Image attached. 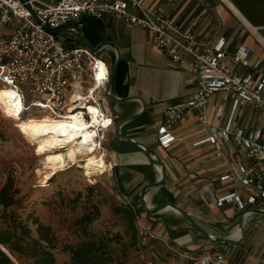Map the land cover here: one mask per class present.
<instances>
[{
	"label": "built area",
	"instance_id": "2783aa9c",
	"mask_svg": "<svg viewBox=\"0 0 264 264\" xmlns=\"http://www.w3.org/2000/svg\"><path fill=\"white\" fill-rule=\"evenodd\" d=\"M105 15L149 30L154 45L195 79L192 97L164 109L158 126L159 145L168 149L174 140L166 125H174L185 113L196 111L198 122L209 132L202 141L215 149V155L220 156L222 143H227L237 147L244 159L237 164L230 162L223 179L239 181L254 191L248 203L259 199L264 202L261 60H251L250 48L242 43L233 50L223 38L213 45L200 43L192 29L181 28L169 15L148 7L147 0H0V28L6 30L0 34V85L16 91L21 101L19 115L25 119L69 115L90 122L91 106L98 110L99 119L94 125V140L97 144L105 141V132L115 126L117 117L103 104L111 65L100 56L102 49L94 52L78 37L66 42L54 32L65 27L71 31V26L81 30L84 16L101 20ZM215 94L219 95L209 121L208 108ZM223 202H235L239 209L245 207L237 193L217 199V203ZM140 222L137 236L141 242H164L162 236ZM184 264L227 263L225 254L214 250L187 256Z\"/></svg>",
	"mask_w": 264,
	"mask_h": 264
},
{
	"label": "crops",
	"instance_id": "0c3cea01",
	"mask_svg": "<svg viewBox=\"0 0 264 264\" xmlns=\"http://www.w3.org/2000/svg\"><path fill=\"white\" fill-rule=\"evenodd\" d=\"M147 5L169 15L181 28L192 29L202 44L213 45L222 38L230 50L240 43L245 44L251 50V60L259 58L262 66L264 0H147ZM100 23L102 39L116 44L124 62L118 91L125 96H137L145 104L143 112L125 122L121 133L145 144L166 169L165 182L150 191L148 202L152 205L173 202L205 230L219 237L237 238V216L242 209L235 202L219 204L217 199L237 193L244 208L264 207L260 199L254 204L248 203V197L254 191L245 188L239 181L223 179L229 171L230 162H244L239 149L222 143V154L216 156L215 149L202 141L209 132L207 126L198 122L196 111L185 113L174 125H166L174 136L170 148L163 149L158 143V126L164 109L195 94L193 75L174 65L154 45L149 30L132 26L111 15H105ZM255 50L259 51L253 56ZM218 95H214L208 108L209 121L213 118ZM114 105V112L120 121L139 112L142 106L138 99L114 102ZM116 125L105 132L106 152L113 165L121 169L120 177L127 183L131 197L138 201L142 186L156 180L159 172L139 146L116 137ZM140 217L143 224L151 226L158 236L173 245L183 263L186 262L185 254L200 255L217 250L225 254L227 264H264V254L256 253L259 248L264 251V215L252 213L245 217V238L237 245L208 240L171 210L150 215L141 209ZM234 224L236 229L227 233V227Z\"/></svg>",
	"mask_w": 264,
	"mask_h": 264
},
{
	"label": "rangeland",
	"instance_id": "374dc122",
	"mask_svg": "<svg viewBox=\"0 0 264 264\" xmlns=\"http://www.w3.org/2000/svg\"><path fill=\"white\" fill-rule=\"evenodd\" d=\"M5 31V29L0 28V34L6 33ZM56 34L58 38L66 42L78 37L66 28L61 29ZM258 51H253L252 55H257ZM113 54V50L108 46L102 48L100 52V56L111 67L114 63ZM261 70L264 72V58H262ZM1 93L2 90L0 95ZM103 104L105 110L116 115L113 101L105 98ZM19 117L21 115L13 118ZM114 120L116 125L120 118L117 116ZM106 149L107 146L103 141L95 151L96 154L99 152L105 154V172L85 176L80 168L72 165L56 172L46 183H41L44 166L40 164V160L43 155L36 154L33 143L25 139L15 127V120L9 118L3 108L0 110V187L10 178L14 188L18 190L15 196L16 206L22 219L25 220L29 214H33L40 223L51 226L55 244V248L52 249L55 258L54 264H65L69 261L70 256L68 251L64 250V246L65 244H76L82 235L73 222L77 217L86 213L92 204H96L99 210L98 219L93 221L92 228L109 236L115 233L124 235L126 229V224L120 219V215L113 214L112 207L130 202L138 206V201L132 198L127 190V183L122 181L121 185L117 184L116 176L121 172V169L118 167L114 169L115 165H113ZM83 159V156L77 158L79 162H82ZM13 208L14 206L9 207L8 210ZM1 211L2 207L0 206ZM139 211L141 212V210ZM136 221L138 225L141 217L136 218ZM28 224L32 230V235L36 236V225L31 224V221H28ZM140 224H143L142 221ZM148 227L151 228L149 225ZM235 229L236 224L227 227L226 230L227 233H230ZM163 239L164 242L161 240L141 242L139 240L135 247L112 243L111 250L115 256V264H182L183 259L174 250L173 245L165 238ZM123 240L126 241L127 237L124 236ZM260 249L256 253L264 254V251ZM187 256L195 255H183L186 261ZM13 264L26 263L21 258H13Z\"/></svg>",
	"mask_w": 264,
	"mask_h": 264
},
{
	"label": "trees",
	"instance_id": "16d2710c",
	"mask_svg": "<svg viewBox=\"0 0 264 264\" xmlns=\"http://www.w3.org/2000/svg\"><path fill=\"white\" fill-rule=\"evenodd\" d=\"M82 23L81 31L91 46H96L103 40L100 20L84 16ZM123 68L124 62L121 59L114 74L111 88L112 92L119 96H125V93L118 91V86L122 81ZM0 110H2L1 104ZM13 117L9 116V118L15 120V127L25 139L33 143L22 130V125L27 122V118L25 119L23 115L17 119ZM114 169H117V167L114 166ZM118 175L116 176L117 184L121 185L122 179ZM17 193L18 190L14 188L13 181L10 178L0 187V206L2 207L0 212V224L2 225L0 227V264H13V258H21L26 264H54L55 258L52 249L55 248V244L51 226L40 223L33 214H29L23 220L16 206L15 196ZM12 206L14 208L8 210ZM139 210L141 209L132 202L113 206V214L120 215V219L126 224V229L124 235L115 233L109 236L92 228L93 221L97 220L99 215L98 206L92 204L86 213L77 217L73 222L82 235L76 244H65L64 250L68 251L70 256L69 261L65 264H115V256L111 250L112 243L135 247L139 242L136 221ZM28 221L36 225V236L32 235ZM124 236L127 237L126 241L123 240Z\"/></svg>",
	"mask_w": 264,
	"mask_h": 264
},
{
	"label": "bare ground",
	"instance_id": "6f19581e",
	"mask_svg": "<svg viewBox=\"0 0 264 264\" xmlns=\"http://www.w3.org/2000/svg\"><path fill=\"white\" fill-rule=\"evenodd\" d=\"M1 90L0 103L5 114L18 116L21 101L16 91L4 86L0 87V92ZM89 110L92 112L90 122H86L78 116L69 115L64 118L52 116L36 118L32 116L28 117L27 122L22 125V130L35 145L36 154L43 155L40 160V164L44 166L41 183H46L56 172L72 165L80 168L85 176L105 172V154L103 152L95 153L96 148L101 145L94 140V136H96L94 125L99 122L98 110L91 106ZM79 156H83L82 162L77 160ZM238 234L240 235V232L237 228V237Z\"/></svg>",
	"mask_w": 264,
	"mask_h": 264
},
{
	"label": "water",
	"instance_id": "95a60500",
	"mask_svg": "<svg viewBox=\"0 0 264 264\" xmlns=\"http://www.w3.org/2000/svg\"><path fill=\"white\" fill-rule=\"evenodd\" d=\"M65 28H67V27H65ZM68 28H70V30L73 31L78 36V38L82 44H84L86 47H88L89 49H91L94 52H97L99 49H102L106 46L110 47L113 50L115 58H114L113 66L111 67V70H110L109 81L106 84L105 89H104V96L108 100H111L115 103H123V102H126V101L131 100V99H138L141 102L142 106H141V109L139 110V112L124 118L123 120H121L116 125L115 135H116V137L125 139L128 142L139 146L142 149V151L144 152V154L146 155L147 159L158 169L159 177L156 180H154L152 182H148L145 185H143L139 191L138 204H139L140 208L143 210V212L150 214V215H154V214H157L163 210L170 208V209H172L171 211L175 212L176 214H178L179 216L184 218L190 226H192L193 228L198 230L208 240H210L212 242H217V243L227 244V245H237L240 242H242L245 238V226H244L245 217L248 214H252V213L264 215V207H251V208L247 207V208L242 209L237 216V228L239 229L240 235L237 238L232 239V238L219 237V236L205 230L186 211H184L182 208H180L178 205H176L173 202L165 201V202H161V203L155 204V205H152L148 202L147 197H148V194L150 193V191H152L153 189L163 185V183L165 182L166 169H165L164 163L161 162L160 160H158L156 158V156L154 154H152L151 150L145 144H143L140 141L133 140L130 137H127L121 133V127L125 124V122L137 117L141 112H143L145 109V104L137 96L128 95L125 97H118L111 92L112 80H113L114 74H115V72L119 66L120 60H121V54H120L119 48L116 46L115 43H113L111 41H102V42L98 43L96 46H91L90 43L84 37L81 30L77 29L74 26H71ZM61 29H64V28H61ZM61 29L54 30V32L57 33Z\"/></svg>",
	"mask_w": 264,
	"mask_h": 264
}]
</instances>
